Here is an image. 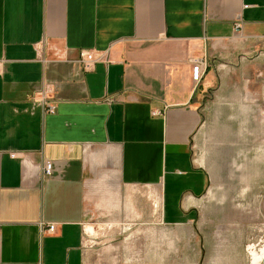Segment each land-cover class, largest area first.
<instances>
[{"label": "crops", "instance_id": "obj_1", "mask_svg": "<svg viewBox=\"0 0 264 264\" xmlns=\"http://www.w3.org/2000/svg\"><path fill=\"white\" fill-rule=\"evenodd\" d=\"M262 36L264 0H0V264H85L90 199L120 187L153 188L167 223L191 213L202 106L264 109ZM80 50L107 61L85 73Z\"/></svg>", "mask_w": 264, "mask_h": 264}, {"label": "rangeland", "instance_id": "obj_2", "mask_svg": "<svg viewBox=\"0 0 264 264\" xmlns=\"http://www.w3.org/2000/svg\"><path fill=\"white\" fill-rule=\"evenodd\" d=\"M223 98L206 99L191 140L207 175L191 213L167 223L143 185L94 195L85 264H264V109Z\"/></svg>", "mask_w": 264, "mask_h": 264}, {"label": "built area", "instance_id": "obj_3", "mask_svg": "<svg viewBox=\"0 0 264 264\" xmlns=\"http://www.w3.org/2000/svg\"><path fill=\"white\" fill-rule=\"evenodd\" d=\"M242 30V23L240 19L236 21L234 24V31L236 33H240ZM262 43L264 47V36H262ZM107 54L106 53H99L96 51H89V50H80L78 52V60L83 72L88 73L92 72L96 66V64L101 62H106ZM193 64L196 66L204 69L206 68V61L204 59H196L192 61ZM3 71V63L0 62V74ZM34 103L39 105L44 115H53L56 111V103L58 102L56 97V84L52 82H43L41 85L36 89L34 93ZM156 113H153L155 116ZM15 158L16 156L13 155ZM22 163L25 161L22 159ZM42 175L44 178H50L55 172V166L52 161L45 160L42 163ZM56 225L55 224H48L46 226V233L53 234L55 232Z\"/></svg>", "mask_w": 264, "mask_h": 264}, {"label": "bare ground", "instance_id": "obj_4", "mask_svg": "<svg viewBox=\"0 0 264 264\" xmlns=\"http://www.w3.org/2000/svg\"><path fill=\"white\" fill-rule=\"evenodd\" d=\"M243 138H244V137H243ZM157 202H158V201H157ZM155 204H157V203H155ZM157 205H158V204H157ZM157 205H155L154 207L156 208ZM88 230L91 231V228H89ZM88 230H87V231H88ZM129 230H130V229H129Z\"/></svg>", "mask_w": 264, "mask_h": 264}]
</instances>
